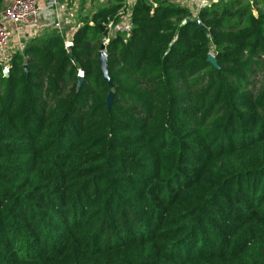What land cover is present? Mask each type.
I'll list each match as a JSON object with an SVG mask.
<instances>
[{
	"label": "trees",
	"instance_id": "trees-1",
	"mask_svg": "<svg viewBox=\"0 0 264 264\" xmlns=\"http://www.w3.org/2000/svg\"><path fill=\"white\" fill-rule=\"evenodd\" d=\"M121 7L0 64V264H264V0H134L111 86Z\"/></svg>",
	"mask_w": 264,
	"mask_h": 264
},
{
	"label": "built area",
	"instance_id": "built-area-1",
	"mask_svg": "<svg viewBox=\"0 0 264 264\" xmlns=\"http://www.w3.org/2000/svg\"><path fill=\"white\" fill-rule=\"evenodd\" d=\"M181 2L180 5L185 6L189 9L191 17H197V11L204 6L209 5L211 0H178ZM134 2V0H133ZM132 2V4H133ZM131 6L126 8V13L121 16L124 12V5L117 13L118 20H108L106 28L108 34L104 37L103 44H106L110 37L117 34L123 36L128 35L132 28L130 21ZM191 6V8H189ZM60 12L59 0H8L6 5L0 12V64L2 66V72L8 73V60L10 53L8 47L11 36V25H36L41 19H56ZM122 19V20H121ZM74 32V31H73ZM72 44L71 37H64V45L66 48ZM21 47L20 50H22ZM12 54V53H11ZM77 77L82 78V72L79 71Z\"/></svg>",
	"mask_w": 264,
	"mask_h": 264
},
{
	"label": "rangeland",
	"instance_id": "rangeland-1",
	"mask_svg": "<svg viewBox=\"0 0 264 264\" xmlns=\"http://www.w3.org/2000/svg\"><path fill=\"white\" fill-rule=\"evenodd\" d=\"M7 1L8 0H0V10L3 9ZM167 1L181 4V2L178 0H167ZM118 2L124 5V12L121 15L123 16L126 13V8L128 6H131L133 0H59V3H60V12H59L60 15L59 16L65 17L67 19V24L64 28H61V29L50 26L52 28H50V31L48 32L49 33L61 32L64 36L67 35L71 37L73 34V31L80 25V23L83 22L84 18L91 17L93 12H95L97 9L101 7H104L105 5L109 3H118ZM189 8H191V6ZM65 10H66V13H65ZM42 21L51 22L52 20L43 19ZM48 32H47V29H45V33L42 35V37L45 36L46 34H49Z\"/></svg>",
	"mask_w": 264,
	"mask_h": 264
},
{
	"label": "crops",
	"instance_id": "crops-1",
	"mask_svg": "<svg viewBox=\"0 0 264 264\" xmlns=\"http://www.w3.org/2000/svg\"><path fill=\"white\" fill-rule=\"evenodd\" d=\"M65 13H66V10H65ZM59 15H60V13H59ZM59 15L56 19H54L51 22H43L42 21L43 19H41L39 23H37L36 25H32V26L31 25L25 26V25H21V24L11 25V36H10V43H9V47H8V52L11 54V53H14L16 51H21L20 50L21 47L24 46V44L27 40H29L33 37H42V35L45 33V29H47V32H48V31H50V28H52V27L58 28V29L64 28L67 24V19L65 17H61ZM53 22H55V23H53ZM50 26H52V27H50ZM56 33L62 34L61 32H56Z\"/></svg>",
	"mask_w": 264,
	"mask_h": 264
},
{
	"label": "water",
	"instance_id": "water-1",
	"mask_svg": "<svg viewBox=\"0 0 264 264\" xmlns=\"http://www.w3.org/2000/svg\"><path fill=\"white\" fill-rule=\"evenodd\" d=\"M188 20H191L197 24H199V27L201 29L204 28V25L200 24V20L198 17H194V18H187ZM206 34L209 35V31L206 30ZM69 48V47H68ZM206 60L211 63L215 68H219L217 60L215 59L214 55L212 53H208L206 56ZM98 62H99V66H100V72L103 76V79L105 81H107L111 86L113 85L112 79L109 76L108 73V69H107V55L105 52V44H102L100 46V50L98 52ZM25 70H27V66L24 65ZM82 78L78 77V86L81 83ZM114 92L112 90H110L106 96V109L108 110L111 106L112 103V98H113Z\"/></svg>",
	"mask_w": 264,
	"mask_h": 264
}]
</instances>
